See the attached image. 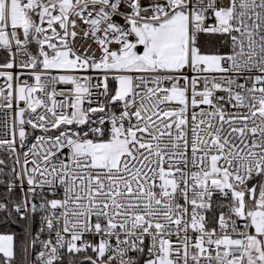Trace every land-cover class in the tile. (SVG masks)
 I'll list each match as a JSON object with an SVG mask.
<instances>
[{
  "label": "snow or ice",
  "instance_id": "6c2138e0",
  "mask_svg": "<svg viewBox=\"0 0 264 264\" xmlns=\"http://www.w3.org/2000/svg\"><path fill=\"white\" fill-rule=\"evenodd\" d=\"M0 264H264V0H0Z\"/></svg>",
  "mask_w": 264,
  "mask_h": 264
}]
</instances>
